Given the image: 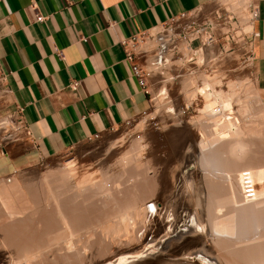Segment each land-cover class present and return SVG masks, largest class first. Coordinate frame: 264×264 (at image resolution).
<instances>
[{"label": "bare ground", "instance_id": "obj_1", "mask_svg": "<svg viewBox=\"0 0 264 264\" xmlns=\"http://www.w3.org/2000/svg\"><path fill=\"white\" fill-rule=\"evenodd\" d=\"M221 4L227 6L228 9H233L242 21L246 22L248 20L251 0H222ZM215 27L216 24H213L210 29L205 30L202 39H207L211 30H214ZM171 35L175 34L170 32L165 37L167 39L152 40L150 44L141 49V52L144 53L149 67L153 70L161 69L163 65L169 66L173 61L178 62L177 71H180L188 57L192 56L197 58V64L200 65L199 75L201 77L199 79L201 81L199 82L196 79L197 75L192 76L189 74L187 78L183 79L182 85L188 101L192 99L193 101L194 99L200 101V106L197 109H199V117L203 118L202 123L203 120L205 123L209 120V122L207 121L208 126H206L207 123H203V125L199 122L204 127L201 126L202 129L197 132L196 145L199 149L196 150V154L199 153V156L196 155L199 158L197 162H200L203 167L201 168L202 171L200 170L203 176L200 177L202 182V186H200L204 187V190L200 189V192L205 191L204 194L201 192L202 196L199 192V196L204 197L205 204L202 210L201 207H196V205L194 207V199V202L191 201L193 181L184 179L186 182L185 188L191 190L189 191L190 195L187 196L186 192L188 193V191H186L178 196L176 203H174L173 216L176 220L180 210L194 211L196 214L193 213V220L191 219L194 224H191L188 228L186 227V231L184 229L182 233L179 232L180 234H177V237L173 240L165 242L166 249H163L164 251L161 254H157L155 259L159 264H205L206 262L204 263L203 260H206L208 264H264V101L260 90L251 71L248 72L250 75L247 73V76H239V78L234 75L237 80L232 78L229 73H208V68L210 69L213 65L211 66V60H208L205 55L207 50H210L211 53L214 52L212 49L216 40L214 37L211 38L213 40L207 46L192 48L189 46V39H178L177 43L174 44L173 40L176 39V36L169 37ZM242 35L240 32L238 35L239 40L243 39ZM171 40L172 47L177 46L179 50L183 51V58L172 60V53L166 55V52L163 61H159V58L161 60L163 57L160 55V57L157 56L154 59V55L152 56L150 52L158 49L164 52L167 42ZM249 57L250 59L253 57L251 53L248 55V59ZM202 64L206 65L207 68ZM179 75L181 74L173 77ZM167 93L165 85H161L158 88L157 103L155 104L159 107L166 104ZM252 105L256 106L254 110H252V107H254ZM166 108L167 110L172 109L171 106L164 105L165 110ZM251 111L255 113L253 117L249 115ZM154 122V120H149L148 126L154 125ZM183 125L185 126V124ZM135 129L132 134L125 135L112 142L105 151L106 156L101 158L96 156L98 160L95 159L94 162H89L88 155L86 156L89 159L88 162H83L84 155L81 156L82 160H78V157L77 159L71 158L64 161L63 166L53 168L51 173H42L44 175H41L42 179L39 180L40 186L44 188L42 195H37L36 193L39 192H36V190V193L33 194V189L28 187L32 190L28 191L30 195L32 192L30 196L26 192L29 185L25 187L26 189L23 188L24 184L22 185V181L20 182L15 175L10 180L6 178L11 183H5L1 179L0 201L3 204L0 203L3 206L0 205V227L5 230V233L1 234H5L3 241L10 239L9 241L12 242L10 244L16 247L12 246L13 250H11V245H7L1 240L0 264H107L120 255L130 252H142L149 243L166 236L168 233L167 230L166 233L164 230L167 227L169 229L172 227L171 232H174L175 235L176 225H174L173 220L167 219L166 202L157 205V197L152 198V196L143 198L144 200L141 199L138 196L140 194L137 190L138 186L136 188L134 186L136 182L130 186H133L137 192L134 188L131 191V187H129L125 192L128 193V189H130V194L128 193L127 196L124 193V187L126 189V185L130 182H127V178L126 181H122V179L125 178L128 171L129 174L134 176V173L138 175L139 172L141 179L146 178V176L148 179H155V177L149 178L148 176H150V172L153 173L156 170V164L146 161L152 159L148 155L146 160H144L145 156L143 159L142 155L144 150L149 147L147 146L148 142L143 139V136H145L143 134L146 132H138ZM110 149L113 150V153L111 157H108L107 153ZM149 149L148 151L151 153L152 149ZM199 164H196V166H199ZM150 165L151 167L154 165L155 169L150 171L148 175L146 170L149 169ZM126 170L128 171L125 173ZM130 170L135 172L133 173ZM244 170L250 171L257 185L255 197L252 199L245 198L242 194V174ZM141 171L147 175L144 177L140 173ZM122 174H125L124 177H122ZM129 174L127 176H130ZM155 174L151 176H156ZM138 176L137 180L135 176L132 181H140L141 179H138ZM146 182L143 180L141 183L139 182L140 184L137 183L139 189L143 188L140 185L144 184L142 186H145ZM153 183L152 188H154L156 186L155 182L151 184L149 182V186H145V190L142 189L143 192H151L148 187H151ZM156 183L158 185V182ZM146 184L148 185V183ZM194 185H197V183ZM120 189L123 190L125 196L123 200L121 198L120 202H117L120 197H123ZM155 190H157V187ZM117 192L121 193L122 196ZM147 194L144 193L145 196ZM38 196H40L39 201L34 199ZM117 197H119L118 200ZM126 198L125 204L127 205L112 215L116 226L114 231L108 230L106 226L112 217L106 213L107 208H110L111 204L114 206V203L124 202ZM171 203L170 206H172ZM200 203L202 202L200 201ZM96 204L102 206V209L101 207L98 208L99 206ZM93 205L97 207L95 208L98 211L93 210ZM4 206L6 207L4 208ZM143 206L148 211L145 214ZM98 212L101 213L98 214ZM153 216L157 217L160 230L155 231L152 222ZM24 219L27 220L29 228L28 225L23 226L26 221H23L22 225L21 222ZM28 220L33 225L30 222L28 223ZM24 227H27V229ZM138 233L141 234L140 240L136 238ZM192 238H198V240L201 238L199 240L201 244L193 246L191 249L187 248L188 250L186 249V252L181 251L182 253L179 252L178 247V252L181 254H175L177 249L170 250L167 247V244L171 245L172 241H175L176 245H183V243H186L185 241ZM8 240L5 242L7 243ZM3 247L4 249H2ZM171 251L175 252L172 253L171 261L161 260L163 256L168 255Z\"/></svg>", "mask_w": 264, "mask_h": 264}, {"label": "crops", "instance_id": "obj_2", "mask_svg": "<svg viewBox=\"0 0 264 264\" xmlns=\"http://www.w3.org/2000/svg\"><path fill=\"white\" fill-rule=\"evenodd\" d=\"M221 2L0 0V92L8 97L3 111L15 112L22 123L0 131V179L147 110L150 94L134 75L121 41L186 17L196 24L236 20ZM252 7L258 10L250 35L253 67L264 85V0H251ZM38 13L47 18L38 20ZM72 79L79 80L75 90Z\"/></svg>", "mask_w": 264, "mask_h": 264}, {"label": "rangeland", "instance_id": "obj_3", "mask_svg": "<svg viewBox=\"0 0 264 264\" xmlns=\"http://www.w3.org/2000/svg\"><path fill=\"white\" fill-rule=\"evenodd\" d=\"M226 8H227V6H226ZM226 11L229 13L230 17H231L232 14H236L235 11L233 9H231V8H229L228 10L226 9ZM250 11L251 10L249 8V10H248V20L246 22L242 21L241 18L238 16V14H236V16H237L236 20L232 21L231 23H224L223 22L224 23V27L219 30L220 32H222L221 34L223 36H220L221 38H218V44H217L216 37H214V39H216L215 43H214V46L212 47L214 52L211 53L210 50H207L206 55H205V57L208 60H211V62H212L211 66L213 65L210 69L208 68L209 72L208 71L207 72L208 73L217 72L218 74L229 73L232 76V78L235 79L236 76H237L236 78H239V76L240 77L247 76V73L251 71L253 77L255 78V81H257L256 82L258 84L257 87L260 90V93L262 95V99L264 101V85H263V82L260 80L258 74L254 70L253 58L250 59V57H249V59H248V55H250V53H252L250 51L253 50L252 38L250 37L251 32L253 30L252 22H251V19H250ZM189 19H191V18L186 17V18L180 19L179 21H176L174 23L175 30L176 29L178 30L177 26H179L180 23L190 22ZM170 32L174 33L173 30H171L170 25L157 27V28L153 29L150 33L145 34L143 36L142 41L135 42L131 46V49L140 58L141 63L145 64V66L147 68V71L149 73L148 90H149V94H150V103H149L150 106H149V108L147 110H145L144 112H142L141 114H139V115H137V116H135L133 118L128 119L122 125H120L118 128H116V129L112 130L111 132L103 135L100 139H97L95 141L86 140L85 142L79 144L78 146H76L74 148H71L70 150H68V151H66V152H64V153H62L60 155H57V156H54V157H51V158H47V159H39L35 163H33L32 165L27 166L25 168H20L16 172H14L13 175H11V177L14 176V175L17 176L19 181L20 182L22 181L21 182L22 185L26 184L25 186L23 185V188H25L27 185H29V186H27V188L29 187V188L33 189V191H32L29 188H28L29 190L25 188L26 192L29 195H30V192H28V191H32L33 194H34L35 190H36V192L41 193V194H39V193L35 192L37 195H42L43 191H44V188L42 186H40V181H39V180L42 179L41 178L42 173H44V174L51 173L53 168L55 169V167L57 168L59 166L60 167L63 166L64 161H66L68 159H71V158H76L77 159V157H78V160H82V157L84 155L85 156H84V159H83L84 161L83 162H85V161L88 162L89 159H90L89 162H94V161L98 160V158L106 156L105 151L107 150V148L110 146V144L112 142H114L116 139H118L120 137H123V136L128 135V134H132V132L134 131L135 127H136L135 130L138 131V132H142V131H144L143 133L146 132L145 134H143V135H145V136H143L144 137L143 139L146 142H148L147 146H149V147H147V149L144 150V153L142 155H143V159H144V156H145L144 160L148 159V157H147V155H148L149 158L150 159L152 158V159H151V161L149 159L146 160V161L149 162V163L153 162L154 165L156 164L155 167H156L157 171L156 170L153 171L155 169L154 165L152 167L150 165L149 169L146 170L148 172V175H149L150 171H153V173L150 172V176H148V177L149 178L155 177L154 180H156V181H154L153 179H148L147 176H146V178H144V179L142 178L141 179L139 172H138V175H139L138 176L137 173H134L135 171L130 170V171H132L135 174L136 180H137V176H138V179L139 178L141 179L140 181L139 180L138 181H136V180L132 181V178L134 179L135 176L129 174L130 172L128 170H126L125 173L127 171H128V173H126V175L122 174V177H124L123 175H125V178H123L122 181L123 180L124 181L128 180L127 182H130V183H128V185H126V183L123 182V184H125L127 186L126 189L124 187V193L128 196V193L133 190L132 188H134L133 186L131 187L130 185L131 184L133 185L134 182H136L135 183L136 185H134V186H135V188L138 186L137 190H138V192H140V194L138 196H140L141 199H143V198L145 199L148 196H152V198L157 197V199H158V204L157 205H160V204L166 202L167 211H168V212L166 211L168 213L167 219L168 220H173L174 221V225H176L175 235H174V232H171L172 231V227H170V229H169V227H167L164 230V232L166 233V230H167L168 234H166V236H162V239L160 238L158 240H155V241L149 243L147 246L144 247L142 252H139V253L130 252V253H127V254H124V255H120V256L114 258L112 262L107 263V264H122V263H126V264H159V262L155 259V256L157 254H159V253L161 254L166 249V243L169 242L170 240H173L175 237H177V234L182 233L184 231V229L186 231L187 228L189 226H191V224L192 225L194 224V222L192 221L193 220L192 218H193L194 211L190 212V211H188V209L180 210L179 215L177 216V218L175 220V218L173 216V210H174V206H175L174 203H176V200H177L178 196L181 195L182 193H185L186 191H188V193L186 192V195L189 196L190 195L189 191L192 190L191 192H193V193H191L192 194V197H191L192 200L191 201L192 202L195 201L194 202V207L196 205V207L197 206L199 208L201 207L200 209L202 210L203 209V205L205 204L204 197L203 198L201 197L205 193V191H203L204 193L201 191L203 194L200 192V189L202 190L204 188V187H201L202 186L201 185L202 182L200 181L201 178L203 177L202 173H201V171H202L201 168H203V167H202L200 162H197V161H199V160H197L199 158L196 156V155L199 154V153L196 154V150H199L198 147L196 146L197 145V137H198L197 136V132L199 131V129L201 130L202 127H204V126H202L199 123V122L202 123L201 120L203 119V118L199 117L200 113H199V109H197L200 106V103H199L200 101L195 100V99H194V101H193V99L188 101V98L185 96L184 87L182 85L183 84L182 83L183 79L187 78L189 74L192 75V76H196L197 75L196 79L199 80V82L201 81V79H199V77H201L199 75L200 74L199 73L200 65L197 64V58L192 56V57H188V59L186 60L184 66H183V68L180 71H177L178 62H173V61H172V63L169 66H166V65L164 66L163 65L161 67L162 70L161 69H154L153 70L152 68L149 67V65H148V63L146 61V57L144 56V53L141 52V49L143 47H146L148 44H150L152 42V40L160 39V38H162V40H163V38L167 39L165 37H167L170 34ZM240 32L243 34L242 35L243 36L242 40H239L240 37L238 35H239ZM174 36L175 35H171L169 37H174ZM214 36H215V34H214ZM191 37L192 36H189V38H191ZM171 42H172V40L167 42V44H166L167 46H165L166 50L164 52L161 49H160L161 51L158 49L161 53L158 50L157 51L153 50V52L151 51L150 54L152 56L154 55V59L156 58V55L158 57L163 56L164 58L162 57L161 60L159 58L160 62L163 61V59H165L166 55H168L169 53L170 54L172 53V55H173L172 60L182 59L183 58V51L179 50V48L176 49V47H172V43ZM199 42L201 43V41L199 39H197L196 40L197 44H195L192 48L202 47V46H200L201 44ZM204 46H207V45H204ZM166 52H167V54L165 55ZM159 53H160V56H159ZM202 65H204V64H202ZM204 66H205V68H207L206 65H204ZM160 71H163V72H160ZM244 72H246V73H244ZM177 74H181V75H179L178 77H173V76H175ZM248 74L250 75V73H248ZM234 75H236V76H234ZM170 77H173V78H170ZM163 79H165V80L163 81ZM166 79H168V80H166ZM235 80H237V79H235ZM163 84L165 85V88L168 91V93H167V95H168L167 103L164 104V105H166L167 107L171 106L172 109H170V110H167V108L165 110L164 109V105L159 107L157 104H155V103H157L156 101H157L158 88L161 85H163ZM186 102H187V104H186ZM7 103H8V97L5 96L3 91H1L0 92V105L2 106V112L0 114L1 115L0 116V123L3 122V121H6L2 125H0V131H2V134H5V132L8 129H12L13 127L14 128H18L22 124L19 121L18 115L15 112L8 111V109L3 111V108L5 107V105L7 106ZM254 105H252V106H254ZM255 107L256 106L252 107V110H254ZM254 114H255L254 111H251L249 115L251 117H253ZM199 119H200V121H199ZM149 120H154L155 121L154 125L151 124L150 127H149L148 126ZM207 121L209 122V120H207ZM207 121H206V123H207ZM203 123H205L204 120H203ZM183 124H185V126ZM208 124L209 123H207L206 126H208ZM142 128H144V129H142ZM15 132L17 133L18 136L21 135L19 129H17ZM192 132H193V134H192ZM188 136H190V137H188ZM157 144L160 147H158ZM148 149L149 150L152 149V152L149 153L150 151H148ZM157 150H159V151H157ZM94 153H95V155H93ZM112 153H113V150L111 151V149H110L109 152L107 153V156L111 157ZM191 153H193V154H191ZM190 154H191V156H190ZM171 155L172 156L174 155V156L170 157ZM86 156L89 157V159ZM90 156H92L93 158L90 157ZM96 156H98V158ZM193 157H195V158H193ZM158 160H159V162H158ZM149 163H148V165H149ZM196 164L197 165L199 164L200 167L196 166ZM150 168L151 169L153 168V169L151 170ZM101 169L103 170L104 168H101ZM47 171H49V172H47ZM155 172H157V173L155 174ZM193 172H195V173H193ZM140 173L143 174V171H141ZM128 174L131 177L127 176ZM154 174L156 176H151V175H154ZM143 175L145 177V175H147V174H143ZM188 175H189V178H188ZM6 178H1V179L4 180L3 182H5V183H11V181L8 182L6 180ZM26 178H28V179H26ZM186 178H188V179H186ZM1 179H0V181H1L0 183H2ZM157 179H158V181H157ZM184 179L187 180V181H190V179H191L193 181L192 183H193L194 187L191 190H189L188 188H185V183L186 182H185ZM143 180H145V182L147 181L146 183H148V185L145 183V186H149V182H150V184L152 182H155L156 186L154 188H152L154 183L151 185V187H148L150 189L149 191H151V192H148V191H146V192L144 191L143 192V190L146 189L145 186H142L144 184L140 185L143 188L139 189L140 188L139 184ZM151 180H153V181H151ZM161 181H163V183H161ZM37 182H39V183H37ZM156 182H158V185H157ZM27 183H29V184H27ZM137 183H139V184L137 185ZM196 183H197L198 186L194 185ZM198 183H200V184H198ZM40 187H41V189H40ZM129 187H131L130 188L131 191H130V189H128L129 192L126 193L125 190H127V188H129ZM156 187H157V190H155ZM135 188H134V190H135ZM37 190H39V191H37ZM137 190H135V191L137 192ZM141 190H142L143 193L141 192ZM121 191H122L123 197H120L121 193H119V192H121ZM121 191L117 192L118 194H120V195L117 194L120 197V198L117 197V200L119 198V200L117 202H120L121 198H122L121 200H123V198L125 196V194H123V190H121ZM32 192H31V195H32ZM199 192L201 193V196H199L200 195ZM144 193H148L147 196H145L146 194L144 195ZM193 196H194V198H193ZM38 197H34V199L39 201L40 200V196H38ZM197 197H199V198H197ZM193 199H194V201H193ZM203 200H204V203H203ZM126 201H127V198H126V200L124 199V202L121 201V203H117L118 205L116 203H114V206H113V204H111V207L112 206L113 207L112 208L111 207L107 208L108 210L106 211V213L109 216L112 217V215L116 211L122 209L125 205H127V204H125ZM200 201L202 203H200ZM171 202H173V203H171ZM1 203H0V205L3 204V203L2 204ZM170 203H171L172 206L169 205ZM96 205L99 206L98 208L101 207V209H102V206H100L98 204H96ZM5 207L6 206H4V208ZM95 207L96 206L93 207L94 208L93 210H95L97 208V207L96 208ZM143 208L142 209H143L144 214L146 212H148V211L145 210L146 207L143 206ZM95 211H98V209H96ZM99 213H101V212H98V214ZM194 214H196V213H194ZM195 216L197 217V215H195ZM23 221L24 222L26 221V224L24 223V225H23ZM29 222L30 221L28 220V223ZM152 222L154 223L155 231H157L158 229L160 230V224L158 223L156 216H153V221ZM203 222H204V220H203ZM21 223H22L23 226H25V225L27 226L28 225V228L30 227L29 224H27V220H25V219L22 220ZM30 224L33 225L31 222H30ZM106 227H108V230L114 231V229L116 227L115 226L114 217H112L110 219V222L108 223V225ZM1 228L2 227H0V234L3 233V232L5 233V230H2ZM24 228L27 229V227H24ZM1 230H2V232H1ZM1 235H3V234H1ZM1 235H0V242H2L5 239L4 238L5 234L2 237H1ZM1 238H3V239H1ZM136 238L138 240H140L141 234L138 233ZM192 239L185 241L186 243L185 244L183 243V245H179V244L176 245L175 241H172L171 245L168 243L167 247L170 250H172L173 248L175 250L177 249L176 250L177 252L175 253V252L171 251L170 252L171 254L168 253V255L163 256L161 258V260H164L166 262L167 261H171L172 257H173L172 253L178 254L181 251L182 252L183 251L186 252L189 248L191 249V247L196 246V245L199 246L201 244L200 241H199V240H201V238H199V240H198V238H196V239L192 238ZM7 240H5V241H7ZM9 240H8L7 243L5 241H3V242L5 244H7V245H11L12 242H10ZM161 240H163V241H161ZM188 241H190V242L188 243ZM159 242H161L162 244L161 243L158 244ZM194 243H195V245H194ZM185 245H186V248H185ZM12 246L13 245H11V247L9 246L10 248H12L11 250H13V247H16L15 245L13 247ZM4 247L2 249H4ZM9 247H8V249L10 250ZM163 247H165V248H163ZM178 247H179L180 251L178 250ZM183 248H185V249L183 250ZM181 253H179V254H181ZM190 260H193V259H190ZM203 262L204 263L206 262L208 264V262L206 260H203ZM66 263H68V262H66Z\"/></svg>", "mask_w": 264, "mask_h": 264}, {"label": "built area", "instance_id": "obj_4", "mask_svg": "<svg viewBox=\"0 0 264 264\" xmlns=\"http://www.w3.org/2000/svg\"><path fill=\"white\" fill-rule=\"evenodd\" d=\"M70 2L73 0H69ZM250 19L251 22L258 16V10L255 7H252V9H250ZM47 18V16L42 15L41 13L37 14V19L40 21H43ZM174 23L175 22H169L166 23L162 26H167L170 25L171 30L174 31L175 34V38L174 44L177 43L178 39H182V38H186L188 39L189 36H192L191 38H189V46H192V41L199 39L202 42V45H207L209 42H211L214 37V31L219 28L222 29L224 27V24L222 22L220 23H206V24H196V23H192V22H185V23H180L179 26H177L178 30H175L174 27ZM213 24H216V27L213 28L214 30H211L210 32V36L207 39H201L202 38V34L203 32L206 30L205 27L208 26V29L211 28V26ZM147 34V33H143L140 35H134L133 37H131L130 39H126V40H122L121 43L124 45V47L126 48V57L127 59L131 62V67H132V71L134 73V75L137 77L139 84L141 85L142 88H144L148 93V77H149V73L147 71V68L145 66V64L141 63L140 58L137 56V54L131 49V46L133 43L135 42H140L143 39V36ZM251 34H253V32H251ZM176 48H178L177 46H175ZM161 53V52H160ZM159 53V55H160ZM61 55V54H60ZM157 57V55H156ZM69 86L71 89H77L79 86V80L77 79H72L69 83ZM102 136L99 133H96L92 136H90L88 138V140L90 141H95L97 139H100ZM16 172V171H15ZM12 174H9L7 177L8 180H10ZM242 194L245 198L248 199H252L255 197V190H256V183L252 178V175L250 173L249 170H244L243 174H242Z\"/></svg>", "mask_w": 264, "mask_h": 264}]
</instances>
